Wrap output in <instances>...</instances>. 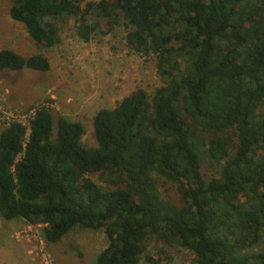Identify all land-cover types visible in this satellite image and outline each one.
Listing matches in <instances>:
<instances>
[{
  "label": "trees",
  "instance_id": "trees-1",
  "mask_svg": "<svg viewBox=\"0 0 264 264\" xmlns=\"http://www.w3.org/2000/svg\"><path fill=\"white\" fill-rule=\"evenodd\" d=\"M9 14L45 48L72 19L85 42L123 26L128 47L156 56L163 84L99 110L94 147L83 123L55 121L48 107L29 127H4L5 220L45 225L48 245L76 228L103 231L98 264H140L153 237L191 250L190 264H264L254 251L264 240V0H13ZM25 67L51 63L0 50V71ZM203 156L218 176L204 177Z\"/></svg>",
  "mask_w": 264,
  "mask_h": 264
},
{
  "label": "rangeland",
  "instance_id": "rangeland-1",
  "mask_svg": "<svg viewBox=\"0 0 264 264\" xmlns=\"http://www.w3.org/2000/svg\"><path fill=\"white\" fill-rule=\"evenodd\" d=\"M88 1L99 0H82V4ZM12 2L0 0V50L14 48L25 58L42 54L49 59L51 68L46 72L28 67L1 70L0 105L8 111L26 115L32 108L49 103L55 121L65 116L83 123L86 129L83 142L94 147L97 142L93 118L99 110L116 107L138 88L153 94L163 84L156 56H144L128 47L123 26L106 36L95 34L85 42L72 19L62 29L60 43L45 48L31 39L23 23L11 18ZM261 110L264 111V103ZM3 128L0 125V132ZM204 135L214 136L208 132ZM202 171L209 180L218 176L220 165L203 156ZM93 179L106 185L96 176ZM159 186L166 199L173 202L179 199L177 188L170 181L162 177ZM31 226L23 219L5 220L0 214V264H42L49 257L52 264H98L97 255L108 245L103 231L82 228L48 245L42 237V226ZM261 250L264 240L254 248L256 252ZM193 257L191 250L153 237L140 264H190Z\"/></svg>",
  "mask_w": 264,
  "mask_h": 264
},
{
  "label": "built area",
  "instance_id": "built-area-1",
  "mask_svg": "<svg viewBox=\"0 0 264 264\" xmlns=\"http://www.w3.org/2000/svg\"><path fill=\"white\" fill-rule=\"evenodd\" d=\"M49 106H50L49 103H43L41 105H38L32 108L26 115H21V113L14 114L13 112L8 111L6 108L0 105V125H3L4 127H6L12 122H18V123L23 124L24 126L29 127L30 120L35 116L36 112L42 107L50 108ZM29 131L30 130H28V133ZM28 133H27V136H28ZM39 225H41L42 227L45 226L43 224H39ZM32 226L34 227L35 225H32ZM52 263H53L52 259L49 257L48 259L44 258V262L42 264H52Z\"/></svg>",
  "mask_w": 264,
  "mask_h": 264
},
{
  "label": "crops",
  "instance_id": "crops-1",
  "mask_svg": "<svg viewBox=\"0 0 264 264\" xmlns=\"http://www.w3.org/2000/svg\"><path fill=\"white\" fill-rule=\"evenodd\" d=\"M10 49H13L14 50V48H10Z\"/></svg>",
  "mask_w": 264,
  "mask_h": 264
}]
</instances>
